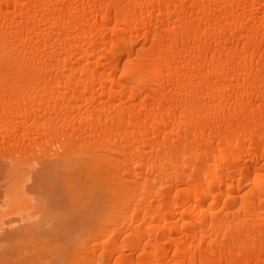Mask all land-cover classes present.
Wrapping results in <instances>:
<instances>
[{
  "label": "bare ground",
  "instance_id": "bare-ground-1",
  "mask_svg": "<svg viewBox=\"0 0 264 264\" xmlns=\"http://www.w3.org/2000/svg\"><path fill=\"white\" fill-rule=\"evenodd\" d=\"M0 170L69 264H264V0H0Z\"/></svg>",
  "mask_w": 264,
  "mask_h": 264
},
{
  "label": "rangeland",
  "instance_id": "rangeland-1",
  "mask_svg": "<svg viewBox=\"0 0 264 264\" xmlns=\"http://www.w3.org/2000/svg\"><path fill=\"white\" fill-rule=\"evenodd\" d=\"M5 178V174L0 170V192L3 190ZM53 197L57 199L59 205L67 203L68 196L63 189L55 190ZM16 219L17 216H10L0 223V264H69L70 260L63 258L62 251L66 247L67 239L63 238L61 231L50 228L47 231L40 230L36 234L33 233L35 242L31 244L23 240L19 241L24 235L20 238L15 235L3 236L4 229L11 230L8 224ZM57 249L61 251L60 256H56L53 252Z\"/></svg>",
  "mask_w": 264,
  "mask_h": 264
}]
</instances>
